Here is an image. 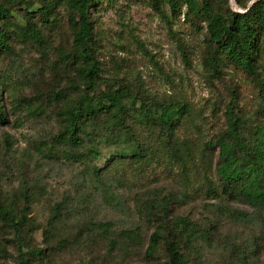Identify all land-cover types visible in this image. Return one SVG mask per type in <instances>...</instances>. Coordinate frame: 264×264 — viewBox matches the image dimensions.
Masks as SVG:
<instances>
[{"label": "rangeland", "instance_id": "rangeland-1", "mask_svg": "<svg viewBox=\"0 0 264 264\" xmlns=\"http://www.w3.org/2000/svg\"><path fill=\"white\" fill-rule=\"evenodd\" d=\"M241 1L249 7L258 0ZM212 2L245 11L236 0ZM0 3L10 11L3 19L10 50L0 52V202L29 208L22 244L0 216V264H171L169 243L181 264H264V202H248L216 173L227 106L245 119L247 140L264 122L262 27L260 89L216 51L203 22L184 19V7L98 0L90 15L102 70L88 93L123 86L130 103L182 104L185 112L169 127L133 108L122 126L101 113L73 146L58 139L62 110L84 91L78 63L62 56L75 53L65 2ZM28 20L40 42L19 37ZM179 217L194 225L191 237ZM157 228L161 238L149 252Z\"/></svg>", "mask_w": 264, "mask_h": 264}, {"label": "trees", "instance_id": "trees-1", "mask_svg": "<svg viewBox=\"0 0 264 264\" xmlns=\"http://www.w3.org/2000/svg\"><path fill=\"white\" fill-rule=\"evenodd\" d=\"M65 2L70 12L69 23L73 26V47L75 53L71 56L63 52L62 56L78 63L76 71L83 82L84 91L77 100L70 103L62 110L65 130L58 135L61 142L73 146L80 144L79 133L83 125L89 120L98 117L101 113H108L112 123L121 125L124 116L133 108L145 118L159 121L163 126L169 127L180 120L185 112L182 104H163L159 108L150 107L146 102H129L130 93L119 86L102 90L97 96L90 95L88 90H94L99 82L101 65L98 61L92 41L94 40V23L91 19V11L98 0H61ZM171 8L182 10L184 7V19L187 21L199 20L207 29V39L215 46L216 51L233 65L241 68L248 76L257 81L261 87L260 73L257 69L258 39L261 27L264 29V0L255 1L251 6H244L245 11H223L217 8L212 0H167ZM153 5L158 8L156 0ZM48 5L42 6V11H48ZM9 9L0 3V52L10 50L7 41L9 33L7 24L3 20L9 15ZM19 37L23 40L33 39L38 42L42 36L37 25L28 20L20 30ZM212 62L214 60L211 58ZM154 109V110H153ZM226 128L224 133L217 138L219 149V163L216 173L219 179L227 186L238 185L243 197L252 204L264 202V122L254 133V140H247L242 135L245 119L238 114L232 104L227 106ZM5 115L0 106V120ZM98 156L97 151H90ZM29 208L25 211H16L12 207L0 202V216L10 222L17 241H24L22 223L27 221ZM177 223L180 231L188 237L192 236L194 225L184 217H179ZM161 238L160 228L152 234L149 252L156 250ZM171 264H181L182 257L177 247L169 243Z\"/></svg>", "mask_w": 264, "mask_h": 264}]
</instances>
